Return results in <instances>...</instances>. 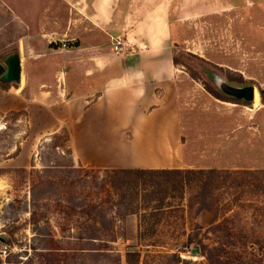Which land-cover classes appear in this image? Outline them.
I'll list each match as a JSON object with an SVG mask.
<instances>
[{
    "label": "rangeland",
    "instance_id": "obj_1",
    "mask_svg": "<svg viewBox=\"0 0 264 264\" xmlns=\"http://www.w3.org/2000/svg\"><path fill=\"white\" fill-rule=\"evenodd\" d=\"M54 2L0 0V65L12 54L25 57L27 30L31 32ZM175 2L164 49L176 61L181 77L178 119L180 155L190 167L186 169L264 170V106L257 93V88L264 90V0ZM57 10L64 17L66 11ZM202 14L207 16L195 18ZM220 83L233 87L249 83L257 93V104L226 101ZM46 124L41 117L30 118L25 110L0 112V237L7 240L0 242V264L12 254L24 256V249L29 264H38L33 249L50 247L49 238L60 240L65 249L83 250L63 264H124L127 250L138 253L136 264H208L206 254L216 257L215 264H236L239 256L250 257L243 249L254 256L261 253L264 264L260 249L264 248V195L251 186L255 180L228 178L213 190L211 210L199 209L193 192L184 191L181 198L164 202L168 208H139L136 215H125L123 204L117 203L119 192L107 181L104 190L99 189L105 180L102 169L85 175L73 159L74 169L57 168L64 163L60 150L68 143L61 132L66 130L60 127L44 135ZM105 200L100 212L89 209ZM83 204L84 212L65 213V205ZM138 229L144 235L141 240L136 238ZM77 237H99L105 244L89 240L76 244ZM94 248L104 254L98 256Z\"/></svg>",
    "mask_w": 264,
    "mask_h": 264
},
{
    "label": "crops",
    "instance_id": "obj_2",
    "mask_svg": "<svg viewBox=\"0 0 264 264\" xmlns=\"http://www.w3.org/2000/svg\"><path fill=\"white\" fill-rule=\"evenodd\" d=\"M175 1L56 0L27 30L20 79L0 89V112L41 117L44 135L64 127L82 168H190L180 155L181 77L164 49ZM116 38L119 55L111 48ZM202 168L212 167L192 169Z\"/></svg>",
    "mask_w": 264,
    "mask_h": 264
},
{
    "label": "trees",
    "instance_id": "obj_3",
    "mask_svg": "<svg viewBox=\"0 0 264 264\" xmlns=\"http://www.w3.org/2000/svg\"><path fill=\"white\" fill-rule=\"evenodd\" d=\"M172 64L175 66L176 61L172 58ZM241 85H248L240 83ZM8 87L7 83H2L0 88L6 89ZM208 93L215 98H219L215 93L206 88ZM258 98L261 105L264 106V90L257 88ZM226 101L230 102H239L241 105H247L249 103L236 100L231 97L225 96ZM64 133L65 141L68 143V135L66 131ZM55 134V133H54ZM52 134V135H54ZM55 136V135H54ZM53 136V138H55ZM52 147L58 148V145L53 144ZM61 159L64 160L62 165H59L57 168L64 169H74L71 157V151L69 144L65 145L63 149L60 150ZM80 170H83V173L86 175L89 171L91 174L96 173L95 170L92 171L82 169L79 165ZM54 168V167H51ZM105 180L100 184L99 189L104 190V182L107 181L110 188L115 189L119 192L117 197V203L123 204L125 209V215H136V212L139 208L143 209H152L153 211L161 210L168 208L169 205H164L169 198L179 199L182 197L184 191L193 192L194 197L197 199V204L199 209L211 210L210 204L212 200L213 190L218 188V186H224L225 181L228 178L235 180L236 178L242 180L245 178H251L254 181V185H251L255 188L258 194L264 195V170H217V169H136V168H118V169H103ZM246 182L245 184H247ZM106 184V183H105ZM241 182H238L235 187H239ZM236 199V198H235ZM105 201H98L95 204L89 205V209L93 211H99L100 207ZM209 202V203H208ZM56 204L60 206L61 201H56ZM168 204V203H167ZM86 205H80L76 207L65 205V209H68L65 213L68 214L70 211L76 209L78 212H84ZM144 235L140 233L139 229L137 231L136 238L138 240L143 239ZM40 241H45L39 235ZM79 240V241H78ZM82 240H89L91 243H98V246L105 244L102 238L88 237L83 239L77 237V243ZM5 240L3 237H0V242ZM49 242L53 244L50 247H44L41 249H33V252L36 253L38 264H63L65 258L74 259L78 254L82 253L81 248L76 249H65L59 245L60 240H54L49 238ZM31 249V248H30ZM261 251H264V248H260ZM93 253L101 256L103 251L98 248L92 249ZM243 251L250 257L246 260H243L244 257L237 259L236 264H262L261 253L254 256L253 251L247 252L246 249ZM233 252V250H231ZM6 253V251H5ZM24 256L18 254H12L6 259V264H29L31 262L30 255L28 254V249L21 251ZM71 253V254H70ZM244 253V254H245ZM77 254V255H76ZM246 255V256H247ZM23 257V258H20ZM138 253L134 250H127L123 254L124 264H136ZM205 259L208 261V264L217 263L216 257L211 254L204 255ZM218 264H231L228 261H219Z\"/></svg>",
    "mask_w": 264,
    "mask_h": 264
},
{
    "label": "water",
    "instance_id": "obj_4",
    "mask_svg": "<svg viewBox=\"0 0 264 264\" xmlns=\"http://www.w3.org/2000/svg\"><path fill=\"white\" fill-rule=\"evenodd\" d=\"M19 79V57L17 54L9 55L4 59L2 65H0V80L5 83H15L18 82ZM218 88L225 96L249 103L254 100V93H256L254 88L249 85L233 87L225 83H220ZM195 250L197 251V249Z\"/></svg>",
    "mask_w": 264,
    "mask_h": 264
},
{
    "label": "built area",
    "instance_id": "obj_5",
    "mask_svg": "<svg viewBox=\"0 0 264 264\" xmlns=\"http://www.w3.org/2000/svg\"><path fill=\"white\" fill-rule=\"evenodd\" d=\"M60 47L61 48H64L65 47V44L63 42L60 43ZM111 48H112V52L115 54V55H119L121 52H122V43L119 39H114L112 44H111ZM2 254H5V249H3L2 251Z\"/></svg>",
    "mask_w": 264,
    "mask_h": 264
},
{
    "label": "bare ground",
    "instance_id": "obj_6",
    "mask_svg": "<svg viewBox=\"0 0 264 264\" xmlns=\"http://www.w3.org/2000/svg\"><path fill=\"white\" fill-rule=\"evenodd\" d=\"M255 98H256V93H254V100H255ZM254 100H253V101H254Z\"/></svg>",
    "mask_w": 264,
    "mask_h": 264
}]
</instances>
